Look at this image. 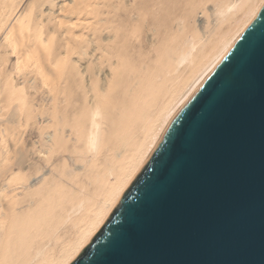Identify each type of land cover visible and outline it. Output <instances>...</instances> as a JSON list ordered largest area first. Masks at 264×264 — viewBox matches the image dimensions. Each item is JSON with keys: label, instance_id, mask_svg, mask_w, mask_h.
<instances>
[{"label": "bare ground", "instance_id": "6f19581e", "mask_svg": "<svg viewBox=\"0 0 264 264\" xmlns=\"http://www.w3.org/2000/svg\"><path fill=\"white\" fill-rule=\"evenodd\" d=\"M168 1L0 0V264H69L178 102L264 13V0H186L155 48ZM76 157L92 167L80 187L47 178L60 160L74 180Z\"/></svg>", "mask_w": 264, "mask_h": 264}, {"label": "water", "instance_id": "95a60500", "mask_svg": "<svg viewBox=\"0 0 264 264\" xmlns=\"http://www.w3.org/2000/svg\"><path fill=\"white\" fill-rule=\"evenodd\" d=\"M69 264H264V13L178 102Z\"/></svg>", "mask_w": 264, "mask_h": 264}, {"label": "rangeland", "instance_id": "374dc122", "mask_svg": "<svg viewBox=\"0 0 264 264\" xmlns=\"http://www.w3.org/2000/svg\"><path fill=\"white\" fill-rule=\"evenodd\" d=\"M58 1H63V0H58ZM173 1H174V3H173ZM177 1H179V0H169L168 2H167V7H166V10H167V12L169 13V15L168 14H166L165 15V17H166V19H165V21H166V25L164 26V28H162V30H159V31H161V33L159 32V36L157 37V43L155 44V48H157V45H159L160 43H162L163 41L165 42V40L167 39V37H168V34H169V31H170V29H169V26L171 27V21H172V19H173V17L175 16V17H177L176 15L177 14H179V11L182 9L183 10V8H185V5H186V0H180L179 1V3L177 2ZM27 2H28V0H27ZM170 2V3H169ZM176 3H178V4H176ZM61 4V3H60ZM174 4V5H173ZM176 5V6H175ZM172 7V8H171ZM175 7H177V8H175ZM169 10H168V9ZM175 9H177V10H175ZM179 9V10H178ZM200 10V11H199ZM198 10V12H196V15H195V17L194 18H197L198 19V17L200 16V17H204V13H202L201 14V12H202V10L201 9H199ZM175 12V13H174ZM200 13V14H199ZM180 14H181V12H180ZM179 14V15H180ZM199 17V18H200ZM170 19H171V21H170ZM165 29H166V31H165ZM164 33V34H163ZM167 34V35H166ZM165 39V40H164ZM161 40V41H160ZM158 41H160V42H158ZM159 43V44H158ZM147 45V47H145L144 48V50L145 51H149L150 49L152 50L151 51V53L149 54V56L145 59V61L149 64V65H153V63H154V60L156 59V57H157V52L155 51L156 49H154L153 47V49L151 48V45H148V44H144V46H146ZM148 46H150V47H148ZM148 48V49H147ZM154 54H153V53ZM140 50H139V52L138 53H136V54H134V56H136L137 57V63L139 64L140 62H142L143 60H140L139 58H141L140 57ZM138 55V56H137ZM155 57V58H154ZM150 58V59H149ZM152 61V62H151ZM39 88H40V91H38V92H35V91H32L35 95H34V98H36V101H37V103H39V105H40V101L38 102V100L37 99H41V98H43L42 96H43V91H49V88H48V85H46L44 82H42V83H40V86H39ZM37 106V107H41V106ZM42 110H46V108H42ZM105 126H106V124H105ZM37 127L35 126V133L33 134V136H32V140H34V141H38L39 139H40V137L38 136V130L36 129ZM69 149L71 150V151H75V152H77L78 151V149L75 147V146H73L71 143H69ZM82 153H84V152H82ZM41 157H43L42 155H41ZM75 160V163L78 165V166H80L81 167V169H78V170H76V174H75V176H74V180H72V181H70V180H68L65 176H63L62 175V169H63V167H62V162L60 161V160H56L55 161V163H54V165L53 166H51L52 168H51V170H50V174H48L47 175V178H53L55 181H58V182H61V183H63V184H67V185H69V183L70 182H72L76 187H80L82 184H83V182L84 181H86V179H87V177H88V175L91 173V170H92V167L89 165V163H87V162H85V161H82L83 159H78L77 157L74 159ZM13 161H18V159H16V158H14L13 159ZM18 171V168L16 167V166H14V169H13V171H11L9 174H7V177H10V174H12V173H15V172H17ZM42 172H44L42 169L39 171V172H36L35 174L36 175H40ZM28 198H23V200H22V202H21V204L22 205H24L25 206V209L27 208V206H28V204H29V201L27 200Z\"/></svg>", "mask_w": 264, "mask_h": 264}, {"label": "snow or ice", "instance_id": "6c2138e0", "mask_svg": "<svg viewBox=\"0 0 264 264\" xmlns=\"http://www.w3.org/2000/svg\"><path fill=\"white\" fill-rule=\"evenodd\" d=\"M227 68V66H225Z\"/></svg>", "mask_w": 264, "mask_h": 264}]
</instances>
